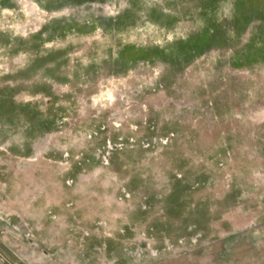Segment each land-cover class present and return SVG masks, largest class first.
<instances>
[{
	"label": "rangeland",
	"instance_id": "1",
	"mask_svg": "<svg viewBox=\"0 0 264 264\" xmlns=\"http://www.w3.org/2000/svg\"><path fill=\"white\" fill-rule=\"evenodd\" d=\"M0 264H264V0H0Z\"/></svg>",
	"mask_w": 264,
	"mask_h": 264
}]
</instances>
